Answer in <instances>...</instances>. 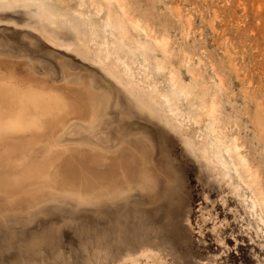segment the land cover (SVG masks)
<instances>
[{
  "label": "rangeland",
  "instance_id": "rangeland-1",
  "mask_svg": "<svg viewBox=\"0 0 264 264\" xmlns=\"http://www.w3.org/2000/svg\"><path fill=\"white\" fill-rule=\"evenodd\" d=\"M118 1L101 0L102 11L85 18L79 31L49 25L37 2L8 8L0 1V79L61 90L87 82L106 95L91 126L73 116L38 141L28 135L0 143V184L42 160L51 143L63 153L52 168L56 177L20 191L0 189V264H264V225L249 207V191L236 190L235 172L229 179L204 156L202 109L206 91L218 103L225 138L238 139L264 186V0ZM80 3L47 0L60 14ZM82 9L91 15L88 2ZM110 9L123 21L126 10L156 38L169 40L164 53L144 31H130L151 48L148 75L137 74L142 88L132 92L150 102L153 117L122 90L129 82L123 67L98 59ZM172 74L191 91L179 105L197 122L176 121L152 101L157 93L149 84L166 91ZM161 133L165 145L154 141L147 153L137 150L135 179L111 178L109 165L75 158L94 150L109 161L141 136Z\"/></svg>",
  "mask_w": 264,
  "mask_h": 264
},
{
  "label": "bare ground",
  "instance_id": "bare-ground-1",
  "mask_svg": "<svg viewBox=\"0 0 264 264\" xmlns=\"http://www.w3.org/2000/svg\"><path fill=\"white\" fill-rule=\"evenodd\" d=\"M0 1L2 6L8 8L16 6L27 7L37 2L40 5L43 19L49 25L58 28L67 24L78 31L85 18H91L92 15L99 14L103 9L101 0H80L81 3L77 8L66 10L62 14L53 11L47 5V0ZM105 1L110 6V0ZM115 1L119 3L118 0ZM86 2L92 7L90 10L91 15L83 12L82 7ZM123 11L126 21L121 20L111 9L108 11L106 20L103 21L104 24L101 28L104 37L97 41L99 47L97 56L99 60L105 58L106 61H112L117 66L120 64L123 67V73L129 82L123 83L125 89L122 90L137 109L153 117L154 108L151 107L150 102L143 100L142 97L134 95L132 92L135 87L142 88L141 83L137 80V74L144 78L148 75L145 73H147L148 63L152 59L151 48L149 45L140 43L130 31H144L146 35L152 37L154 43L161 47L164 53L168 52L169 40L167 41L165 37L156 38L152 34L153 32L139 19L131 17L126 10L123 9ZM107 34L111 36V41L107 39ZM96 37H98V34L92 37V40H96ZM139 59L141 60L140 62ZM157 69L161 70L162 67L158 66ZM107 75L114 81L121 82L118 76ZM81 84L82 86L77 89L67 88L61 90L45 84H23L12 76L0 79V143L6 144V142L15 140V138L20 141L19 139H23V137L28 135L32 139L30 142L38 141L41 136H51L61 130V128H64L65 124L73 116L87 119L88 124L90 126L93 125L101 114V107L106 95L101 91L94 90L90 83L81 82ZM149 86L152 91L157 93V98H152V101L161 105L164 111L170 112L176 121L183 122L191 119L198 121L196 116L184 112L180 108V98H188L192 93L180 83L174 74L170 77L168 90L166 91H160L156 84L152 85L150 83ZM202 95L206 100L209 99L208 103L202 107L204 115L208 118L204 156L209 162L212 161L222 166L225 169L223 173L229 179L232 178L230 170L232 169L235 172L240 184L236 190L239 191L242 188L249 191L250 194L246 196L249 207L264 225V186L256 170L250 164V160L243 153V147L238 142V139L225 138L223 130L219 126L220 113L218 103H214L213 97L208 96L206 91ZM127 115H131L130 112H127ZM201 115L198 114L197 116ZM120 118L124 120L126 116L123 115ZM174 126L170 125L171 128ZM166 127L172 131L168 126ZM154 141L160 145H165L167 135L161 133L155 135L154 138L147 135L141 136L138 140L132 142V145L129 144L128 147L122 149L118 155H114L109 161H106L102 157L103 155L94 150L89 155L77 152L75 158L79 163L109 165L110 169L108 172L111 178L119 177V175H128L134 178L136 174L132 171L137 163V150L143 154L147 153L148 144ZM187 142L188 144L191 143V141ZM7 151L5 150V154ZM62 156L63 153L57 149V145L51 143L42 160L32 165L18 178L6 179L0 184V189L20 191L26 185L56 177L52 172V168ZM0 158H3L1 153ZM151 253L156 260H161L158 253L152 251Z\"/></svg>",
  "mask_w": 264,
  "mask_h": 264
}]
</instances>
